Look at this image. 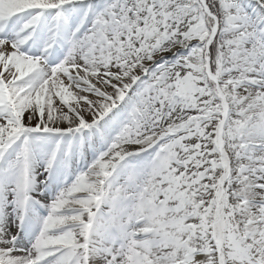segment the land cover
I'll list each match as a JSON object with an SVG mask.
<instances>
[{"label":"snow or ice","instance_id":"6c2138e0","mask_svg":"<svg viewBox=\"0 0 264 264\" xmlns=\"http://www.w3.org/2000/svg\"><path fill=\"white\" fill-rule=\"evenodd\" d=\"M0 264H264V0H0Z\"/></svg>","mask_w":264,"mask_h":264}]
</instances>
